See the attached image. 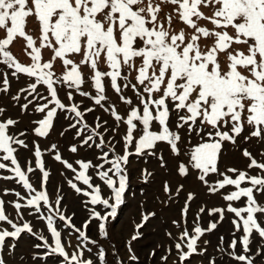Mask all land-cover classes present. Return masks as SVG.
<instances>
[{"label": "snow or ice", "instance_id": "obj_1", "mask_svg": "<svg viewBox=\"0 0 264 264\" xmlns=\"http://www.w3.org/2000/svg\"><path fill=\"white\" fill-rule=\"evenodd\" d=\"M165 4L175 6L174 13L181 22L192 29L191 33L186 35L183 29L177 32L172 28V13L161 17V5ZM202 8L210 9L211 15H206ZM30 18L34 19L39 28V46L37 39L25 31ZM201 20L207 21L213 27L209 29L207 26H201L199 24ZM229 29L232 30L231 33ZM0 31L5 33L4 38H0V57H3L0 63L14 68L12 75L25 74L35 78V82L29 85L31 89L29 95L33 92L39 95L37 85H46L50 94V100L47 97H40L48 102L36 107V111L41 113L47 109L44 118L35 122L39 125L34 129L36 135L47 136L53 126L57 109L66 108L58 98L54 85L63 83L69 88L79 90L85 83L83 73L80 71L82 65L91 69L93 73L91 79L94 81L97 95L91 97L90 93L80 92L81 95L89 96L95 104L100 105L102 101L107 100L102 81L109 78L111 87L120 94L121 101L131 105V99L122 94L121 85L118 83V80H123L125 81L123 88L131 86L143 106L142 109L132 107L126 119L116 112L114 106H110L114 118L127 125L123 138L125 146L123 155H114L113 159H109V153L103 152L98 157L102 162L95 165L91 161L78 160L76 163L81 169L78 172L71 163L62 160L60 154L57 153L54 157L76 173L75 179L82 181L92 190L88 192L69 181L76 192L90 196L92 205L100 204L105 209H110L103 216L95 210L92 212V218L103 221L99 224L102 236H107L105 222L109 217H116L117 209L124 202V194L128 188L126 166L129 157L131 155L157 157L160 166L167 167L164 156L158 155V144L166 143L172 154L178 157L181 155L180 145L185 142V137L194 135L199 138V142L186 153L187 162H179L177 173L187 177L195 170L198 173L197 179L205 185H208L206 177L210 173L223 177L208 185L210 193H217L226 186L235 187L236 190L223 195V199L229 202L227 211L234 213L238 218L232 221L236 231L239 232L241 228L243 230L244 234L240 237L242 254H237L238 242L234 238L229 244L232 251L228 255L241 264H256L252 255L245 253L251 252L250 244L253 242L254 233L264 240L262 226L264 220L260 219V216H264V205L258 203L255 195L256 193L264 195V175H249L246 171L234 167L222 172L219 165L226 143L234 147H239L241 140L250 142L255 139L264 143V0H158L156 3L153 0H0ZM17 38L26 41L25 52L31 57L30 65L25 66L18 62L8 50ZM202 38L213 39L212 45H205L202 50L200 44ZM234 45L244 46L246 51L233 47ZM45 48L53 55L48 61L42 62V49ZM74 55L82 57L79 63L71 58ZM222 55L227 58L226 64L221 63ZM56 59H60L64 68L63 74L59 77H55L54 73ZM137 59L140 60L139 65L136 63ZM101 60L109 71L99 70ZM132 71L136 72V83L129 80ZM3 83H8L6 76ZM3 91L7 92L8 89L4 88ZM68 98H72L71 92L68 93ZM12 99L18 100L19 96ZM30 103L31 101L21 105L22 110H27ZM49 104H53L54 107L49 108ZM68 110L80 118L77 123L83 122V113L78 110L77 105H71ZM4 111L5 109L0 107V114ZM17 123L18 121L11 118L0 121V152L3 153L0 159L10 160L14 167L9 170L15 174L14 177L4 178H18L24 188L35 192L36 194L28 199L27 206L39 209L41 201L48 204V195L46 191H36L33 188L14 155L17 148L13 145L28 148L24 139L9 134L10 126ZM138 124L142 128L141 134L137 137L134 133ZM101 126L97 123L96 127L91 129V134L84 136L81 144L89 145L96 136L100 141L96 146L102 148L106 141L104 133L97 130ZM71 127L76 125L73 124ZM157 127L158 131L153 130ZM88 129L89 125L84 123L83 127L77 130V135H82ZM20 135L24 136L25 133L21 132ZM130 146H134V152L128 151ZM55 148L56 145H52L50 150ZM110 150L115 153V146L110 144ZM70 151L75 153L77 147L72 146ZM242 154L250 161L249 169L255 168L264 173V162H259L247 148L243 149ZM34 155L36 164L43 173V180L47 181L49 173L44 170L39 146H36ZM106 164L109 167L105 168ZM7 167L6 164L0 163V169ZM90 168L96 170V175L111 190L110 197H102L100 186L92 183V177L87 174ZM33 171L32 167L27 168V172ZM228 173L234 174L235 178ZM151 176L152 173L147 170L142 172L144 182H148ZM245 181L250 186L241 187ZM183 187L180 185L176 189L177 195ZM163 190L171 199L172 189L167 181ZM16 195L19 196V193ZM242 197L246 198L245 206L233 207L231 202L240 201ZM194 199L195 192H189L181 210L183 217L187 216L189 203ZM3 204L4 202L0 200V221H7L14 230H0V252L6 247V238L18 240L22 233L28 232L43 241V244H35V248L49 249L44 253L45 257L58 255L63 258L62 264H94L92 259L84 257L85 250L91 253V249L86 246L82 248L78 245L69 255L51 216L46 217V220L53 244H49L44 236L34 233L29 223L17 226L9 220L4 213ZM14 206L18 211L22 207L20 203H15ZM55 211L60 220L68 219L66 227L75 228L71 225L70 218L59 214L58 209ZM204 211L203 207L200 208L197 220L199 214ZM224 211L222 208H212L208 210V214L219 213L222 220ZM154 215L155 213L143 214L141 223L136 225V231L128 241L131 262H138V257L132 250V241L141 237L139 229ZM173 224L180 227L177 221H173ZM87 226L88 222L84 227ZM216 227L215 222H210L206 229L196 223L192 234L187 227L180 232L178 238L168 233L170 238L176 240L174 247L178 254V264H184V261L189 260L194 254L204 255L207 248H199L198 241L205 232H211ZM75 231L79 233L78 239L83 238L89 243H96L89 240L84 231L78 228ZM221 242L223 243L222 237ZM7 247L15 249L16 245ZM171 252L172 249L169 248L167 254L160 257L165 264ZM96 255L99 264H106L103 247ZM151 255L154 256L155 252L153 251ZM255 255L264 257V245L257 247ZM33 259H37V255H34ZM0 264H7L3 255H0ZM118 264L123 262L118 261ZM173 264L177 262L174 261ZM209 264H215L214 258L209 259Z\"/></svg>", "mask_w": 264, "mask_h": 264}, {"label": "rangeland", "instance_id": "obj_2", "mask_svg": "<svg viewBox=\"0 0 264 264\" xmlns=\"http://www.w3.org/2000/svg\"><path fill=\"white\" fill-rule=\"evenodd\" d=\"M154 3L158 0H153ZM162 12L161 17L167 16L169 13L173 15L172 28L179 32L181 29L188 35L192 32V29L188 28L183 22H181L173 9L175 6L171 4L161 5ZM206 15H211L210 9H201ZM201 26H207L211 29L213 26L207 21H199ZM25 31L32 35L34 39H37V46H39L38 37L40 35L38 25L34 19L30 18ZM231 29L229 32L231 33ZM5 33L0 31V38H4ZM213 39H204L200 41L202 50L205 45L211 46ZM26 41L23 38H17L9 47V51L16 58L18 62L27 66L31 64V57L25 52ZM233 47L245 50L244 46L234 45ZM30 51V49L28 50ZM53 53L45 48L42 49V62L48 61L52 58ZM76 63L81 60L80 55H74L71 57ZM3 57H0L2 60ZM221 63L226 64L227 58L225 56L220 57ZM137 65L140 64V60L137 59ZM99 70L102 72L109 71V68L101 60L98 65ZM15 71L14 68H9L8 65L0 63V107L4 108L3 114H0V121L11 118L18 121L14 126H10L9 134L16 135L19 139H24L28 144V148H23L18 145H13L17 148L16 155L18 163L21 169L25 171L28 176L29 182L32 184L36 191H46L48 195V204L40 202V207L27 206L28 199L34 196L35 192H30L24 188L18 178L5 179L4 177H14L15 174L9 169L14 167L9 161H3L0 159V163L6 164L8 167L0 169V200L4 202V213L13 223L17 226H22L27 222L33 229L34 233L44 236L49 244H53V238L51 232L47 227L46 217L51 216L53 219V225L61 233V241L65 246L66 251L71 255L77 246L82 248L91 249V253L84 251V257L93 260L94 264H99L97 259V252L101 247L106 253V264H118V261H122L123 264H165L160 259L161 256L167 254L169 248L172 249L171 255H169L166 264H173L174 261L178 264V254L175 250L176 240L170 238L168 233H172V237L178 238L180 232L187 227L190 234L192 229L199 224L202 228H207L210 222L217 223L216 229L211 232H205V234L198 241L199 248H207L204 255L194 254L189 260L184 261V264H209V259L214 258L215 264H241L228 255L232 251L229 248V244L232 239H236L238 242L237 254H242V245L240 244V237H242L243 230L236 231L232 221L238 219L234 213L227 211L228 201L223 199V195H227L231 191H235L234 186H226L225 189H221L217 193H210L208 191V185L214 184L217 180L223 179V177L217 174L210 173L206 179L208 185L197 179L198 173L193 170L191 175L184 177L177 173V166L179 162H187V152L191 147L199 142V138L196 136L185 137V142L180 145L181 155L175 156L169 149L166 143H159L157 146L158 155L162 154L167 161V167H161L160 161L157 157L152 156H136L131 155L129 157V163L127 167L128 175V188L124 194V202L117 209V215L115 218L109 217L105 222L107 236L104 237L99 231V224L103 221L92 218L93 210L100 212L103 216L106 211L103 205H92L90 203V196H85L82 192L78 193L71 187L69 181H72L88 192L92 190L86 185L75 179L76 173L71 169L65 167L63 163L54 159L55 155L60 154L62 160H67L73 165L77 172L80 171L79 165L76 161H91L92 164H99L102 161L98 159L103 152L109 153V159H113L114 155H123L125 151L124 136L126 135L127 125L117 121L111 114L110 106H114L116 112L127 118L128 113L132 107H139L142 109L140 100L136 96L135 92L129 86L123 88L125 81L118 80L121 85L122 94L131 99L132 104L128 105L121 101L120 94H118L110 84L109 78L103 79V85L105 87V93L107 100L102 101L100 105L95 104L94 100L89 96H83L80 92H87L91 94V97L97 95L94 88V81L91 76L93 75L91 69L87 66H81L80 71L83 73L85 83L81 85L80 89L69 88L66 84L57 83L54 87L57 88L58 98L66 106L65 109H57V114L53 119V126L49 130L48 135L40 137L35 134L34 129L39 125L35 123L44 118L47 109L44 113L36 111V107L39 104L47 103L51 99L46 85H37V95L31 92L29 85L35 82L34 77H28L25 74L12 75ZM127 71L126 69L124 70ZM64 68L60 59H56L54 62L55 77H59L63 74ZM7 77L8 83L4 84L3 79ZM136 72L132 71L129 77L131 83L135 81ZM54 77V78H55ZM7 88L8 91L4 92L3 89ZM21 89H28V91H21ZM72 93V98H68V93ZM19 96L18 100L12 99L14 96ZM40 97H47L48 100L40 99ZM31 103L27 110H22L21 105ZM77 105L78 110L83 113V122L77 123L80 119L76 117L74 112L69 111L71 105ZM54 107L53 104H49V108ZM92 109V111H86ZM87 123L89 129L82 135H77V130L83 127V124ZM97 123L102 125L99 132L104 133V139L106 143L101 147H97L100 143L99 138L94 136L93 140L89 142V145H82L81 141L84 136L91 134V129L95 128ZM138 123V122H136ZM75 124L76 127H71ZM142 126L138 124V128L134 133L135 136L141 134ZM106 130V131H105ZM153 130H159L154 128ZM25 133L21 136L20 133ZM183 135V133H182ZM110 142V143H109ZM110 144L115 146V153L111 152ZM52 145H56L54 150H50ZM36 146L42 153L40 159L44 164V170L49 173L47 181L43 180V173L36 164V157L34 155ZM72 146L77 147V151L73 153L70 151ZM247 148L257 158L259 162H264V143H261L255 139L250 142L239 141V147H234L231 144L226 143L222 151L220 171H226L227 168L234 167L240 171H246L249 175H264L258 169H249L248 164L250 161L244 157L243 149ZM128 151L134 152V146H130ZM3 153L0 152V156ZM34 169L33 172H27L28 167ZM109 165H105V168ZM147 170L152 173V176L148 178V182H144L142 178V172ZM92 177V183L99 185L101 189V195L104 198L111 196V190L99 179L96 175V170L90 168L87 172ZM235 178V175L228 173ZM111 175V173H110ZM167 181L172 189V198L169 199L168 195L164 192L163 186ZM183 185V189L176 194V189ZM250 186L247 181L242 183L241 187ZM189 192H195V199L189 203V211L186 217L182 216L181 210L184 207L187 194ZM19 193V196L16 195ZM256 198L259 204L264 205V195L256 193ZM59 200V204H57ZM163 201V203H162ZM112 201L110 200V203ZM20 203L22 207L19 211L15 208L14 204ZM233 207H243L246 204V198H241L240 201L231 202ZM204 208L205 211L199 214V220H197V213L200 208ZM212 208L224 209L223 219H220L219 213L212 215L208 214V210ZM59 210V214H63L66 218H70L71 225L75 228L66 227L68 219L60 220L59 215L55 211ZM147 213H155L145 224L139 229L142 233L141 237L132 241V250L138 257V262H131L129 260L128 241L136 231V225L141 223L142 215ZM246 215V214H244ZM260 216V214H257ZM261 220H264V216H260ZM90 221V222H89ZM173 221H177L180 227L173 224ZM186 221V223H185ZM88 222L87 228L84 227ZM264 226V225H262ZM84 231L86 236L91 241H96L95 244L89 243L78 239L79 233L75 229ZM7 229L13 231L14 229L7 221H0V230ZM253 242L250 244V253L246 255H252L256 264H264V257L255 255L257 247L264 245V240H261L255 233ZM223 238V243L221 242ZM208 243L205 244L204 242ZM6 247L0 255H3L7 261V264H62V257L58 255L44 256V253L49 249L34 247L35 244H43V241L37 239L36 236L31 233L24 232L17 240L15 238L8 237L5 241ZM15 244V249H9L7 246ZM220 249H223L221 251ZM155 255H151L152 252ZM185 251L187 249L185 248ZM37 255V259H33V256Z\"/></svg>", "mask_w": 264, "mask_h": 264}]
</instances>
